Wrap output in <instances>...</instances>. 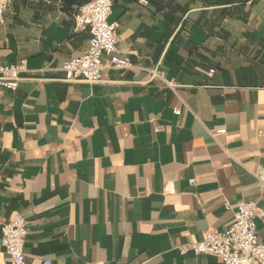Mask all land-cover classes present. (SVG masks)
Instances as JSON below:
<instances>
[{"label":"crops","instance_id":"0c3cea01","mask_svg":"<svg viewBox=\"0 0 264 264\" xmlns=\"http://www.w3.org/2000/svg\"><path fill=\"white\" fill-rule=\"evenodd\" d=\"M113 3L118 57L134 67L94 85L64 81L91 39L78 6L6 12L0 64L27 60L28 73L0 87V227L25 218L27 264H221L180 248L253 201L264 242V0Z\"/></svg>","mask_w":264,"mask_h":264},{"label":"built area","instance_id":"2783aa9c","mask_svg":"<svg viewBox=\"0 0 264 264\" xmlns=\"http://www.w3.org/2000/svg\"><path fill=\"white\" fill-rule=\"evenodd\" d=\"M15 0H0V27L5 23V14ZM113 0H93L78 7L74 19L76 30L89 32L91 35L89 48L80 58L66 62L62 71L64 81L70 84H99L102 82V72L105 68L115 70H131L134 66L127 59L118 57L119 22H110L113 13ZM110 58L109 65L103 63V57ZM28 73L27 60H21L11 65L0 64V87L16 92L23 75ZM176 114L180 115L179 109ZM219 130L217 135L224 134ZM260 186L264 189V172L258 175ZM195 184V180H191ZM228 209L231 206L226 205ZM257 202L242 201L237 205L234 221L224 232L209 230L200 242L187 244L180 248L182 255L212 256L221 264H264V242L260 241L256 227L259 216ZM1 245L10 256L12 264H27L25 246L28 238L27 221L21 215H14L0 227ZM44 264H52L47 260Z\"/></svg>","mask_w":264,"mask_h":264},{"label":"water","instance_id":"95a60500","mask_svg":"<svg viewBox=\"0 0 264 264\" xmlns=\"http://www.w3.org/2000/svg\"><path fill=\"white\" fill-rule=\"evenodd\" d=\"M55 1H59V2H64L67 5L70 6H83L84 4H88L90 2H92L93 0H55Z\"/></svg>","mask_w":264,"mask_h":264}]
</instances>
